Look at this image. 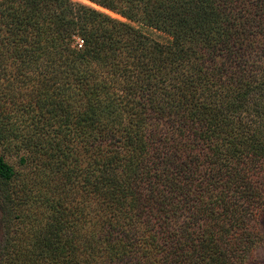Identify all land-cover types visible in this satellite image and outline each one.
Segmentation results:
<instances>
[{
  "label": "trees",
  "instance_id": "obj_1",
  "mask_svg": "<svg viewBox=\"0 0 264 264\" xmlns=\"http://www.w3.org/2000/svg\"><path fill=\"white\" fill-rule=\"evenodd\" d=\"M88 1L123 20L0 0V85L26 115L9 124L19 91L0 87V144L33 165L12 183L0 154V264H246L264 242V0Z\"/></svg>",
  "mask_w": 264,
  "mask_h": 264
},
{
  "label": "rangeland",
  "instance_id": "obj_2",
  "mask_svg": "<svg viewBox=\"0 0 264 264\" xmlns=\"http://www.w3.org/2000/svg\"><path fill=\"white\" fill-rule=\"evenodd\" d=\"M72 1H78V2H82L88 5H91L99 10H102L110 15H112L113 17H119L117 14L101 8L100 6L91 3L88 0H72ZM123 20V18H121ZM138 25V24H135ZM141 30L148 34L149 36L157 39V40H165L164 39V35H162L160 32L155 31L151 28H147L145 26H140ZM0 87L2 88L1 91H9V89H15L18 90L19 92H16L17 95L15 98L10 99L8 98L7 95H5L4 97H1L2 102L4 104V106L6 107V112L7 114H9V124H11V126H18V127H25V123H24V118L26 117L25 113L22 112L20 113L18 111L17 108H19L18 106V102H20L22 100V97L20 96V94L23 92H21L22 87L19 84H13L11 85L10 82H3L1 83ZM15 128V127H14ZM24 130V129H23ZM27 153L25 147H23L22 145H20V141L16 140L15 142H13V144L11 143L10 145L7 146H3V144H0V154H3L4 159L14 168V170L16 171V179H14V181H12V183H18L21 182V177L22 175H24L26 172H29L33 169V165L28 164L25 165L23 163H21L20 161V157L22 155H25ZM31 169V170H29ZM30 176V175H29ZM72 201V198H71ZM1 215V213H0ZM259 228L260 231L262 233V235L264 236V212L261 214V218L259 221ZM0 237H1V225H0ZM246 264H264V242L258 244L257 246H255L253 252L250 254Z\"/></svg>",
  "mask_w": 264,
  "mask_h": 264
}]
</instances>
